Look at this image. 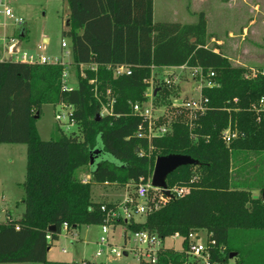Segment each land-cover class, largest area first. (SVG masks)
<instances>
[{
    "label": "trees",
    "instance_id": "16d2710c",
    "mask_svg": "<svg viewBox=\"0 0 264 264\" xmlns=\"http://www.w3.org/2000/svg\"><path fill=\"white\" fill-rule=\"evenodd\" d=\"M66 2L70 15L63 36L70 40L77 86L64 88L62 63L0 61V144L28 147L25 211L19 218L8 213L0 223V263L69 264L48 259L64 224L68 232L83 225H100L107 217L101 206H118L93 200V185L125 187L141 178L146 181L157 156L181 153L200 163L177 168L168 175L167 184L188 183L190 191L171 199L144 221H115L126 224L125 236L127 228L161 237L175 233L186 237L193 229L205 228L215 264H227L232 254L237 264H264V112L250 109L264 95V74L248 77L246 67L233 65L222 51H216L218 46H208L204 11L198 12L193 23L157 22L154 0ZM16 35L27 38L28 28L23 26ZM82 64L97 67L85 68L83 75ZM121 64L128 65L132 73L115 75L112 67ZM183 64L216 70L220 85L203 89L210 109L200 116L193 132L178 119L164 136L151 141L138 137L142 117L134 112L133 104L147 99L146 80L152 68ZM109 89L116 97L113 111L97 119L110 101ZM164 90L162 98L168 97L171 103L175 92ZM48 103L72 105L71 118L82 135L66 133L58 125L55 137L43 139L35 121ZM230 122L237 124L239 134L226 143L222 132ZM97 145L118 161L101 160L85 181L77 172L90 165L91 150ZM153 148L157 154H139L141 149ZM252 156L259 163L249 168ZM235 169L245 172L242 178L234 176ZM254 190L260 191L257 197ZM188 259L184 251L167 247L160 253L159 264Z\"/></svg>",
    "mask_w": 264,
    "mask_h": 264
},
{
    "label": "rangeland",
    "instance_id": "374dc122",
    "mask_svg": "<svg viewBox=\"0 0 264 264\" xmlns=\"http://www.w3.org/2000/svg\"><path fill=\"white\" fill-rule=\"evenodd\" d=\"M17 15L25 20L24 26L28 28V36L23 39L24 48L33 49L48 56L51 61L62 59L64 62H72L73 54L70 48V40L63 36L66 21L70 15V9L66 0H8ZM204 11L208 21V46L217 47L216 51H222L233 65L247 68V75H252L255 70L264 71V0H154L155 21H178L181 23H193L198 19V12ZM11 30V29H9ZM65 40L68 47H63ZM39 44L43 45L38 49ZM69 51V53H67ZM170 68L153 67L150 77V91L157 92L155 119L158 124H169L178 119L184 120V112L177 114L178 109L172 107L167 97L162 98L164 89H170L174 93L172 98H189L196 94L195 87L198 85L192 79L188 70H176L177 78H174ZM69 82L77 86L78 78L75 66H71ZM41 116L35 121L38 133L43 139H51L56 136V128L59 126L66 133L82 135V129L75 123H68V112L72 108L62 105L44 104ZM61 113L65 118L59 122L56 114ZM67 116V117H66ZM145 151V150H144ZM148 154H157L155 148L145 151ZM104 158L118 161L109 153ZM249 168L258 164V157L252 156ZM93 166L82 167L77 176L86 178L91 175ZM234 170V176L242 178V174ZM27 172V150L26 144H0V220L6 218L7 211L14 217L19 218L25 209L22 202L24 193L20 184L26 178ZM193 172H197L193 169ZM153 175V173H152ZM111 191L116 195L111 198L114 201L123 200L125 197H133L134 187L109 185ZM169 187H185L190 189L188 183L176 181L168 182ZM104 191L101 185H93V196L102 199L100 191ZM188 193V192H187ZM186 193V194H187ZM184 194V195H186ZM183 195V196H184ZM110 202L108 200H103ZM111 201V203H116ZM171 200L162 198L160 190L151 188L148 202L150 203L147 214L137 215L139 221H144L148 214L166 207ZM122 203V202H121ZM121 203H117L120 205ZM116 223V222H114ZM126 224L118 222L111 230L109 239L113 245L126 251L121 257L104 249L101 256L97 255L100 248L98 243L101 235V226L98 224L83 225L81 228L71 232L63 231L60 238L53 242L48 251L49 260H62L69 264H141L138 257L130 247L134 243L128 239L125 244L124 229ZM202 240L206 241V229L202 228ZM166 245L182 248L181 237L166 238ZM65 249V250H64ZM0 264H43L42 262H18ZM227 264H237L236 259L231 257Z\"/></svg>",
    "mask_w": 264,
    "mask_h": 264
},
{
    "label": "built area",
    "instance_id": "2783aa9c",
    "mask_svg": "<svg viewBox=\"0 0 264 264\" xmlns=\"http://www.w3.org/2000/svg\"><path fill=\"white\" fill-rule=\"evenodd\" d=\"M25 20L22 16H19L15 13L14 8L10 5L8 0H0V61L6 60H16L26 63H62L65 65L63 72V86L66 89H72L75 86L71 85L69 82V77L71 76V62H64L62 59H51L40 52H34L25 50L22 47L21 39L17 37L16 33L21 30L24 26ZM11 29V30H9ZM63 47H68V43L63 40ZM43 45L39 44L38 49H42ZM69 53V51H67ZM87 67L96 68L97 64L91 65H81L82 73L85 74L84 69ZM111 67V66H109ZM170 68L171 73L174 78H177L176 70L184 71L188 70L191 73L192 79L198 82V85L195 87L196 94L189 98H183L179 100L178 98H172V107L178 109L177 114L184 112V121L189 126L191 132L196 128L198 124V119L204 113L210 109L209 97L203 94V89L206 87H216L220 83L215 79L217 72L213 68H206L203 66H189L187 64L179 66H167ZM115 75L121 74H131L132 69L125 64L117 65L112 67ZM258 73H263L264 71L255 70L252 75H247L248 77H254ZM94 80H92L93 82ZM149 83L148 89L146 91L147 99L143 102H135L133 104V110L136 114L142 117V122L139 125L136 135L140 138H147L151 141L155 137L164 136L172 131V123L169 124H158L155 119L154 111L156 108V96L157 92L150 91V79L146 80ZM108 94H110V101L107 104H104L101 110V115L111 114L113 111V105L116 101V97L112 95L111 90L109 89ZM238 99L235 98L234 102H237ZM62 106L71 107V112H68V123H75L71 118L73 112V106L67 104H61ZM250 109L254 110L257 113L264 112V95L257 101L251 104ZM67 117V116H66ZM65 118L64 114L57 113L56 119L61 122ZM239 134L236 123L230 122L229 125L223 130L222 137L226 143L232 142ZM191 136L196 138V134L192 133ZM146 152L144 149L139 151L140 155H144ZM152 177L144 180H141L137 183H129L134 187L135 198L129 196L124 199V201L116 207H107L103 204L101 206L102 210L107 212V217L101 226V235L98 243L100 248L97 251V255L101 256L104 253V249L108 252L114 254L116 257H121L123 254H128L126 251L118 248L113 245L109 239L111 230L115 227L114 223L117 220L123 219L126 222L136 219L137 215L147 214L149 211L150 203L148 202V197L151 188H157L160 190L162 198L171 200L173 198H178L190 191L185 187H169L168 189L173 194V197L166 195L162 188L155 187L152 185ZM68 225L65 223L63 231H67ZM126 229V227H125ZM124 229V240L125 244L127 240L130 239L133 241V247H130L135 255L140 260L141 264H159L160 253L164 248L169 246L166 245V238L161 237L158 233H153L148 230H131L127 228V236H125ZM68 232V231H67ZM202 229H193L189 232L188 236H182L180 233H175L171 235L173 238L181 237L182 239V248L176 249V251H184L189 259L186 262H181L178 264H215L211 260L212 252L209 247V236L206 231V241L202 240L201 233ZM50 238V235L47 236ZM214 242V241H213ZM65 250V249H64ZM90 264V263H89Z\"/></svg>",
    "mask_w": 264,
    "mask_h": 264
},
{
    "label": "water",
    "instance_id": "95a60500",
    "mask_svg": "<svg viewBox=\"0 0 264 264\" xmlns=\"http://www.w3.org/2000/svg\"><path fill=\"white\" fill-rule=\"evenodd\" d=\"M101 113L97 114V119H100ZM105 153L103 152V148L101 145H97L93 150H91L90 153V164L93 166L91 169H96L98 163L106 159L104 158ZM200 161L191 155L188 154H181V153H171L166 155H159L156 158L155 167L153 171V177H152V185L155 187L162 188L163 192L173 197V194L168 189L167 184V177L170 173L175 171L177 168L185 165H197ZM259 190H255V193L258 194ZM50 229H54L53 226L50 227ZM234 255L232 254L231 257Z\"/></svg>",
    "mask_w": 264,
    "mask_h": 264
},
{
    "label": "crops",
    "instance_id": "0c3cea01",
    "mask_svg": "<svg viewBox=\"0 0 264 264\" xmlns=\"http://www.w3.org/2000/svg\"><path fill=\"white\" fill-rule=\"evenodd\" d=\"M21 43H22V47L23 48H25L26 47V45L25 44H23V40H21ZM27 50H29V51H33V49H30V48H27ZM26 150H27V158H28V147H27V145H26ZM91 178V175L90 174H88V175H86V178H83L85 181H87V180H89ZM24 182V181H23ZM23 182H21L20 184L22 185V187H23ZM102 186V188H104V191H100V194H101V196L103 197L102 199H95V197L93 196V190H92V196H93V200H95V201H103V200H108V201H114V199L113 198H111V196L112 197H114L115 195H116V193L115 192H113V191H111V189H110V186L109 185H101ZM23 190H24V187H23ZM254 192V194H255V197H257L259 194H260V191L258 192V194H256L255 193V190L253 191ZM24 196H25V190H24V193H23V195H22V197H21V199H22V202H23V198H24ZM126 198V197H125ZM124 198V199H125ZM124 199L123 200H118V201H114V202H116V203H121V202H123L124 201ZM23 204H24V202H23ZM24 206H25V204H24ZM24 211H25V209H24ZM23 211V212H24ZM22 212V213H23ZM11 214L12 216H13V214L9 211H7V213H6V217H7V214ZM14 217V216H13ZM16 218V217H15ZM6 219V218H5ZM5 219L4 220H0V223L1 222H3V221H5ZM62 261V260H61Z\"/></svg>",
    "mask_w": 264,
    "mask_h": 264
}]
</instances>
